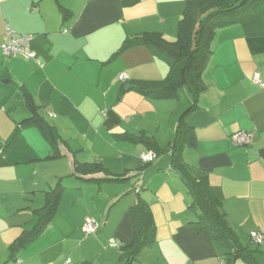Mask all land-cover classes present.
<instances>
[{"label": "crops", "instance_id": "0c3cea01", "mask_svg": "<svg viewBox=\"0 0 264 264\" xmlns=\"http://www.w3.org/2000/svg\"><path fill=\"white\" fill-rule=\"evenodd\" d=\"M185 1L0 0V150L17 124L31 116L26 93L62 139L55 157L40 129L25 127L6 152L7 163L0 165V264H122V253L109 240L126 245L135 239L131 207L138 184L152 212L154 239L135 264H249L229 259L231 243L194 227L193 196L169 168V154L137 176L142 153L152 149L127 137L147 133L163 148L171 144L185 105L128 88L156 85L167 77L168 64L144 44L119 49L144 32L175 40ZM8 28L33 36L34 57L3 54ZM212 49L202 70L206 88L185 116L197 143L183 156L220 188L238 240L264 264V88L253 80L257 72L264 82V13L219 26ZM239 130L251 135L249 144L236 141ZM76 159L101 161L126 175L80 177L74 174ZM60 178L65 190L58 212L14 262L10 244L33 228L35 210ZM87 217L99 224L89 236L83 229ZM253 232L261 234V244L251 239Z\"/></svg>", "mask_w": 264, "mask_h": 264}, {"label": "trees", "instance_id": "16d2710c", "mask_svg": "<svg viewBox=\"0 0 264 264\" xmlns=\"http://www.w3.org/2000/svg\"><path fill=\"white\" fill-rule=\"evenodd\" d=\"M263 13L264 0H186L175 40L166 38L160 32H144L128 37L119 49L121 52L130 46L144 44L169 66L167 77L156 85L138 84V86L130 85L128 88L138 89L147 98L177 99L185 105V110L179 116L176 127L172 131L171 144L168 147H161L153 136L147 133L140 136L133 134L127 136L133 141L143 142L156 153L154 161L145 162L142 160L144 165L138 170L139 175L137 176L139 177L145 169L155 164L158 157L169 154V168L178 173L193 196L192 207L198 213L196 221L192 222L194 227L231 243L234 253H231L232 257L229 259L240 258L249 264H259L255 250L242 245L238 240V236L222 208L220 188L212 185L207 172L189 164L184 159V149L197 143L196 134L188 125L185 116L197 106L198 96L206 88L202 79V70L210 61L213 52L212 40L217 28L226 23L252 19ZM226 16L228 19H225ZM25 100L31 116L19 122L11 136L5 141L0 150V165L7 163L6 152L25 127H38L51 145L54 156L58 157L61 154L62 139L58 130L42 114L40 106L29 93L25 94ZM73 166L74 174L80 177L104 173L109 180H120L126 175V173L123 175L113 173L101 161H79L76 159ZM139 185L133 190V193L137 194V201L131 207L135 217L136 237L131 243L116 248L122 253V264H135L140 252L150 246L154 239L152 212L147 201L139 193L142 187ZM64 190L65 185L60 178L55 187L46 192L45 205L35 210L38 216L36 224L32 229L25 230L10 244V259L14 262L17 261V252L46 230L58 212Z\"/></svg>", "mask_w": 264, "mask_h": 264}, {"label": "built area", "instance_id": "2783aa9c", "mask_svg": "<svg viewBox=\"0 0 264 264\" xmlns=\"http://www.w3.org/2000/svg\"><path fill=\"white\" fill-rule=\"evenodd\" d=\"M32 38L33 36L31 35L18 34L14 30L8 28L7 29V39L2 45L4 54L6 56L21 55V56H26V57H34L35 55L30 48V42ZM119 78L121 80H125L127 78V75L124 73H121L119 75ZM253 80L255 83L259 84L260 86L264 88V82L261 81L259 73L257 72L254 73ZM234 137L239 144H249L251 141V135L242 130L237 131ZM155 159H156V153L153 151H147V152L142 153V160L145 162H152ZM98 227H99V224L95 219L91 217H87L85 219V224H84L83 229L86 235L96 233ZM251 239L258 244H261L263 242V237L261 236V234L256 233V232H253L251 234ZM109 242H110V245L115 248L121 247V244L117 242L114 238H111Z\"/></svg>", "mask_w": 264, "mask_h": 264}, {"label": "rangeland", "instance_id": "374dc122", "mask_svg": "<svg viewBox=\"0 0 264 264\" xmlns=\"http://www.w3.org/2000/svg\"><path fill=\"white\" fill-rule=\"evenodd\" d=\"M161 118H166V115H165V114H162ZM164 120H165V122H166V119H164ZM71 193H73V191H71ZM72 196H73V195H72ZM73 197H74V196H73ZM82 201H83V203H84L83 198H82ZM78 207H79V210L82 209L80 205H78Z\"/></svg>", "mask_w": 264, "mask_h": 264}]
</instances>
